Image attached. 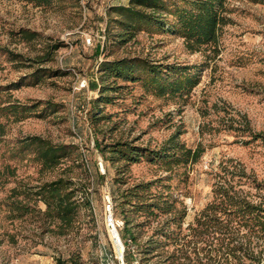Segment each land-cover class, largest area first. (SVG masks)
<instances>
[{
    "label": "rangeland",
    "instance_id": "374dc122",
    "mask_svg": "<svg viewBox=\"0 0 264 264\" xmlns=\"http://www.w3.org/2000/svg\"><path fill=\"white\" fill-rule=\"evenodd\" d=\"M117 1L34 5L0 0V264H111L104 258L114 254L104 195L109 192L113 205L121 190L148 180L151 191L169 195L171 207L157 216L132 213L140 224L133 228L135 241L124 247L123 255L126 248L130 251L128 263L168 264L162 261L164 250L181 246L189 259L179 262L221 264L219 255L208 262L200 242L169 241L154 251L161 253L146 257L135 250L173 212L184 210L180 229L185 232L212 200L218 176L252 199L264 194V0H225L227 21L217 40L194 50L185 46L179 30L170 28L171 10L185 1L164 0L166 7L155 10L153 22L133 28L121 27L112 20L114 12L108 14ZM20 28L34 32L33 37L20 35ZM121 58L155 66L156 81L139 64L128 78L102 65ZM185 76L191 86L158 89L157 82ZM32 135L75 147L56 166L41 170L34 148L26 144ZM173 135L200 154L195 160H172L165 169L151 156ZM96 142L140 149L130 159H113L106 150L110 159L103 160ZM61 172L79 189L76 199L85 197L89 205L79 206L69 224L59 225L42 213L44 204L32 191ZM12 186L22 193L10 195ZM16 203L27 204L28 211L19 215L23 209L14 208ZM172 227L170 221L167 228ZM250 242L257 243L256 237ZM258 242L264 246V240ZM246 264H264V259Z\"/></svg>",
    "mask_w": 264,
    "mask_h": 264
},
{
    "label": "trees",
    "instance_id": "16d2710c",
    "mask_svg": "<svg viewBox=\"0 0 264 264\" xmlns=\"http://www.w3.org/2000/svg\"><path fill=\"white\" fill-rule=\"evenodd\" d=\"M31 2L34 5H48L53 0H23ZM185 4L175 6L171 13L174 16L172 31L179 30L185 46L194 50L202 44L215 42L219 35L221 25L227 21V18L222 14L223 3L225 0H183ZM164 6V0H128L127 4H115L108 8V14L114 12L117 18H112L123 28L137 27L141 21L150 22L155 20V10ZM149 8L150 11L145 9ZM111 19V18H110ZM169 27V26H167ZM18 33L26 38H31L34 32L27 28H20ZM99 45L96 46V51ZM6 53L11 52L7 49L3 50ZM135 64H139L142 68H146L151 75L150 80L156 81L157 69L155 66H150L145 61L133 62L132 60L121 58L119 60H106L102 63L105 68H109L115 75H125L131 77ZM155 76V77H154ZM190 78L185 76L174 81L165 83L157 82L159 90L169 89L170 91H178L189 83ZM27 145L34 148V157L39 163V168L49 169L56 166L61 159L70 152L75 146L70 143L58 142L53 143L50 140L32 135L28 137ZM98 147L103 160H109L106 155V150L114 155L113 159L132 158V154L137 151L135 146H130L121 142L99 146V142L95 143ZM146 150V149H145ZM200 154L199 148H186L181 143L175 140V136H170L167 145L157 150L154 156L167 165L168 169L170 161H180V159L195 160ZM11 169L9 174L13 175ZM63 173V174H62ZM70 175L61 172L57 177L51 180H44L34 185L32 194L35 200H39L44 204L43 214L51 218L57 219L58 224H69L79 206L89 205V200L83 197L81 200L76 199L74 181L68 177ZM102 177V176H101ZM218 181L213 183V198L207 202L194 216L192 222H189L186 231L180 229L181 218L185 215L184 210L178 214L173 212L168 219L160 221L155 227L151 236L147 237L137 248L144 257L146 255H155L161 246L166 245L169 241L178 245H189L190 243H203L201 249H205V256L208 262L215 258L222 259L221 264H246V260L258 262L264 259V246H261L264 240V194H258L257 199L250 198L246 193L240 192L234 187V184L227 183L226 178L218 176ZM220 181V182H219ZM152 180L145 182H137L121 190L113 198L114 211L120 215L122 225L119 229L120 238L125 242L127 240L134 242L135 235L133 228L140 224L136 222L132 213L137 215L157 216L161 213H167L171 204L168 194L161 190L151 191L150 185ZM259 187V186H258ZM264 189V188H262ZM10 195L22 193L16 186L9 188ZM19 202V201H17ZM14 208L23 209L19 215L28 211L27 204H14ZM17 205V206H16ZM22 207V208H19ZM24 207V208H23ZM170 221L173 222L171 229ZM245 229L244 232H241ZM255 236L257 243L250 245V237ZM247 237V241L242 242L240 239ZM245 243V244H244ZM247 243V244H246ZM167 254L162 261H168L171 264L173 261H178L180 258L189 259L187 251L181 246H178L170 253L164 250ZM214 253V256L210 255ZM125 262L130 259V251L126 248L123 255ZM184 264L179 262L177 264Z\"/></svg>",
    "mask_w": 264,
    "mask_h": 264
},
{
    "label": "built area",
    "instance_id": "2783aa9c",
    "mask_svg": "<svg viewBox=\"0 0 264 264\" xmlns=\"http://www.w3.org/2000/svg\"><path fill=\"white\" fill-rule=\"evenodd\" d=\"M86 41H90L88 38H86ZM83 85V84H82ZM97 166L100 170L103 171L102 168V163L101 161L97 162ZM104 201H105V214H104V222L105 225L108 228V232H109V237L111 240V244L113 246L114 249V254L111 256V254L109 256H105V262H107V260H109V262L111 264L114 263V261L116 262V264H129L128 262H125L123 260V251H124V247H125V242L120 238V234H119V229L122 225V220L117 219L112 212V202H111V196L109 194V192H106L104 195ZM130 240H127V244L129 245ZM121 246L122 251H120L119 253H116V247ZM111 257V258H109ZM108 264V262L106 263Z\"/></svg>",
    "mask_w": 264,
    "mask_h": 264
},
{
    "label": "crops",
    "instance_id": "0c3cea01",
    "mask_svg": "<svg viewBox=\"0 0 264 264\" xmlns=\"http://www.w3.org/2000/svg\"><path fill=\"white\" fill-rule=\"evenodd\" d=\"M116 4H127V0H120V1H117Z\"/></svg>",
    "mask_w": 264,
    "mask_h": 264
},
{
    "label": "bare ground",
    "instance_id": "6f19581e",
    "mask_svg": "<svg viewBox=\"0 0 264 264\" xmlns=\"http://www.w3.org/2000/svg\"><path fill=\"white\" fill-rule=\"evenodd\" d=\"M120 251H122L121 246L119 245L118 247H116V253H119Z\"/></svg>",
    "mask_w": 264,
    "mask_h": 264
}]
</instances>
